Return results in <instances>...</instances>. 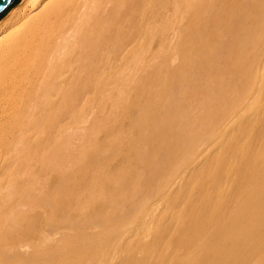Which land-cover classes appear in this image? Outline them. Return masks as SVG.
Returning a JSON list of instances; mask_svg holds the SVG:
<instances>
[{
  "label": "bare ground",
  "instance_id": "6f19581e",
  "mask_svg": "<svg viewBox=\"0 0 264 264\" xmlns=\"http://www.w3.org/2000/svg\"><path fill=\"white\" fill-rule=\"evenodd\" d=\"M0 264H264V0L18 1Z\"/></svg>",
  "mask_w": 264,
  "mask_h": 264
},
{
  "label": "water",
  "instance_id": "95a60500",
  "mask_svg": "<svg viewBox=\"0 0 264 264\" xmlns=\"http://www.w3.org/2000/svg\"><path fill=\"white\" fill-rule=\"evenodd\" d=\"M20 0H0V19Z\"/></svg>",
  "mask_w": 264,
  "mask_h": 264
}]
</instances>
